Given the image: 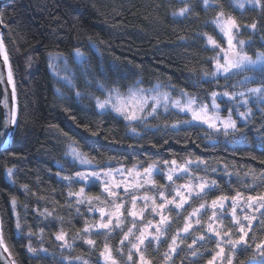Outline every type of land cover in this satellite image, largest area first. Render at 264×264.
I'll return each mask as SVG.
<instances>
[{
    "label": "trees",
    "instance_id": "obj_1",
    "mask_svg": "<svg viewBox=\"0 0 264 264\" xmlns=\"http://www.w3.org/2000/svg\"><path fill=\"white\" fill-rule=\"evenodd\" d=\"M186 5L190 13L173 15ZM220 12L237 21L247 54L264 52V9H239L230 0H209L207 7L203 0H5L0 5V39L12 72L17 114L9 144L0 149V232L14 264H83L85 260L101 264L105 243L122 260L116 235L102 230L81 235L83 227L96 218L89 210L93 203L84 199L77 203L69 192L84 188L85 195L104 196L97 182L84 184L72 177L78 167L66 155L69 145H78L98 168L156 165L154 188H144L148 194L164 191L169 197L172 184L187 179L216 181L203 198L193 195L183 209H169L170 227L162 243L147 244L145 255L152 264H165L169 239L181 228L190 208L237 192L243 197L264 194L261 100L250 103L252 115L247 122L237 121L240 131H230L228 136L197 123H184L183 115L173 110L157 111L143 123H130L93 105V97L101 94L97 85L124 89L133 83H157L201 100L212 91L264 86V68L237 71L227 78L209 77L214 50L204 37L219 38L211 19ZM253 23L255 30L247 26ZM73 49L83 54L78 63L72 58ZM52 52L67 59L70 85L51 75L47 57ZM172 161L188 162V172L166 181L163 164ZM8 169H12L11 176ZM45 209L52 215L41 214ZM207 213L202 212L200 224L189 234L180 235L185 239L183 243L178 240L174 264H205L215 252L217 240L204 229ZM255 216L248 246L237 248L233 264H264L255 249L264 240V219L259 212ZM223 218L224 230L231 228V238H238L229 219ZM61 231L67 233L71 248L56 239ZM201 235L204 241L198 240ZM85 238L94 239L95 247L86 244ZM194 239L197 243L189 249ZM29 245L36 251L29 252ZM226 250L231 253L229 247ZM192 251L197 252L195 257Z\"/></svg>",
    "mask_w": 264,
    "mask_h": 264
},
{
    "label": "snow or ice",
    "instance_id": "obj_2",
    "mask_svg": "<svg viewBox=\"0 0 264 264\" xmlns=\"http://www.w3.org/2000/svg\"><path fill=\"white\" fill-rule=\"evenodd\" d=\"M247 3L252 4L254 6H259L262 9H264V3H262V0H246ZM204 4L207 7L209 4V0H204ZM241 8L244 7V4L239 5ZM191 12V8L187 5L184 8L179 9L177 13H173V15H179V16H186L188 13ZM224 14L223 12L218 13L217 19L213 21L214 24L220 29V31L224 34V36L227 38V49L221 47L220 44L216 42L211 36H208V42L213 46V48H219L220 52L223 53L221 56L219 53L216 57H214V65H215V71L212 73L213 78H216L220 74H224L227 78V76L234 74V71H244L248 70L250 67L255 66L257 64L264 65V52H260L257 54L256 60H252L251 57L248 56V54L244 51L245 47V41L241 40L239 41L238 45L234 43V30L239 31V25L237 24V21L229 16L227 18H223ZM248 27L252 28L253 30L256 29L257 25L256 23H253L249 25ZM3 49V44L0 42V51ZM77 53L79 55V51L77 50ZM5 63L8 62V57L5 54L4 55ZM207 75V73L205 74ZM8 82L9 84L13 85V99H15V86L13 84V77L11 69H9L8 72ZM102 87V86H101ZM250 94L257 95L258 99H260L262 102H264V87L261 88H252L248 90ZM187 96V94H184ZM224 96H227L230 100H234L236 94H230L228 92L223 93ZM241 97H244V93H239ZM212 96V105L211 108L214 110L212 113L209 112V106L206 104H201L199 106L196 105V98L195 97H187L185 101L180 100H170V96L166 92H161L159 90V86H156L153 89H143V88H132L128 90L127 95L122 94L118 89H111L108 91V94L105 99L101 100L97 98L96 106L98 109L106 110L109 107L112 111L117 113L118 115L123 116V118L128 122H146L149 117H155L157 115V111L160 107H163L165 111L168 110V104L171 103L172 107H176L179 109L180 112H188L191 114L192 121H199L203 124H207L209 128H212L216 131H219V125L223 126V132L225 136L229 135V132H239L240 129L237 125V121L232 118V109H229L228 116L225 118H222L219 115L220 106L216 103V100L218 99V94L216 92L211 93ZM240 103H242L245 107L248 105L249 100L243 99ZM239 117L241 120L247 122L248 117L252 115L251 109H248L245 112H239L237 109ZM10 121L11 125L14 127L17 121V114L15 111V107H13V110L10 114ZM184 123H190V121H184ZM172 127H176L175 124L172 125ZM8 128V121H5L4 129L0 130V136H3L7 134L9 137H11L12 133L7 131ZM133 132H135V129H132ZM74 161H79L81 164H91L92 160L82 151L79 150V146H70V153H69ZM167 163V162H165ZM172 163L175 165L176 161H172ZM154 165H149L147 168L143 169V173H141L138 169L135 167L133 169H126V170H116L117 173L121 175L122 180L127 179V183L123 184L124 193L126 196H131V205L132 209L128 211V215L132 216L133 219V226L128 229L127 232L124 233L123 239L120 241L121 247L117 249V251L120 252L121 255H123V247L125 244V241H128L131 243V248L128 250L127 259L130 262V264H137V261L134 259V252L135 255L139 257V264H152V261L145 255L147 251V244L151 243L150 240H148V236L150 233L147 231H140L139 236L136 237L137 243H132L130 240V236L134 235V229L136 228L135 224V218L139 215L140 217L143 216L144 212L147 209V203L149 199H151L152 204L154 207L152 208V212L155 213L157 210V207L160 208L162 211L165 209L166 204H173L175 203L174 200H169L165 197V193L161 191L159 193L160 199L164 201V203L157 204L155 197H149L147 195L143 197H138L137 195L133 194L140 189H143L145 186V183L149 182V178H151L153 174ZM183 171L187 172L188 169L186 167L183 168ZM124 172H127V177H124ZM8 175H12V169H8ZM109 177L111 176L113 178V184L114 187L109 184V181L107 179H104L102 181L104 185V191L108 193V197L113 198L111 200L112 204V210L111 211H105L104 208L99 209H92L90 208V211L98 210L100 212V221L94 225L89 226L86 225L83 229V234L91 235L92 227H95L98 230H106L107 232H111L113 228H120L121 227V217L123 215V211L126 208L127 200L121 199L118 189L122 186L119 183H115V175L113 173V170L109 169L107 171L97 172V171H90L86 173L77 172L75 173V177L77 178V182L79 181H87L89 177H94L96 180H101V177ZM261 180H264V174L261 175ZM66 180H70L69 177H64ZM167 179L169 181L173 180V176L169 174L167 176ZM141 181H144V183H141ZM71 182V180H70ZM153 186H155V181H150ZM25 190H27V186H24ZM184 188H189L188 185L183 186ZM195 188H198L199 191L196 192V196L203 198V196H206L208 194V191H210L212 188L216 187V181H206L201 179L198 184L194 186ZM253 187H255L253 185ZM85 193V189L81 188L79 192H69V196H75L77 198V203L83 202V196ZM192 195V190L189 189L188 195L183 196L181 195V192L177 190V196L181 197L180 203H175V206L177 209H183L185 204L188 203L189 198ZM140 199H143L145 202V208L141 209L139 213H137L136 205ZM227 196H220L217 197L215 200L211 202V207L215 210L217 207L223 208L224 201L227 200ZM93 200H101V197H88V203L91 204ZM243 204H246L247 208L250 211L253 212H259L260 218L264 219V211H261L264 209V194H261L259 196H252L249 195L247 199L245 200L242 193L237 192L234 197H232V224L236 226L237 231L239 232V236L236 239L231 238L232 229L229 228L228 231H221L220 229L223 228V221H220V229L213 227L212 223H209L208 225V231L213 233L217 237V248L219 249V252L216 253V255L213 257L212 261H209V264H214V261L219 257L221 260L226 259L227 264H233V254L237 250V248L241 245L248 246V237L249 233L251 232L253 228V221L257 219L255 215H248L245 214L243 216V220L247 221V224L242 222L240 216L237 215V209L239 208L241 212L244 211ZM13 209H15L16 201L15 198L12 200ZM202 210H206L205 204H200L199 208H196L193 210V212L189 215V217H186V223L184 224V227L182 230H178L177 234L174 235L171 239V242L168 244V252L164 254V261L165 264H174V256L173 253L179 254L177 249L179 247V244L177 241L179 240V243H183L185 237L180 236V232L182 231L185 234H189L190 230L192 229L193 225L191 224L190 220L192 216H199L202 214ZM47 214L52 215V213L48 212L47 209L44 210V213L41 214ZM105 218H107V222H105ZM115 219V224H114ZM214 219H218L216 211H213L212 216L209 217L210 221H213ZM169 218L161 215L160 217V224L156 226V235L152 237L157 242V245L162 243L161 236L166 235L168 227H170L169 224ZM197 224H200V220H196ZM17 229H20V224L17 222L16 225ZM148 227H152V223L149 222ZM31 234V233H30ZM101 234L99 231H97V235ZM224 237H228L229 239L225 240ZM56 239L62 242V246L71 248V244L67 241V233L61 231L59 234L56 235ZM210 239V237H209ZM199 241H204L205 236L201 235L198 237ZM147 241V243H146ZM84 242L93 248L96 245V241L91 238H85ZM197 243V240L194 239L191 244H188L187 247L189 249L193 248V245ZM223 244H228L229 248L231 250V253L226 252L225 248L223 247ZM143 245V247H141ZM0 246L4 247V251H8L7 247L4 245L3 241V234L0 232ZM256 253L264 257V240L257 243L255 245ZM29 252H35L36 250L29 245L28 247ZM42 251H47L46 249H42ZM102 257L105 258L106 264H118L117 259L113 255V249L109 246L108 243L104 244V250L100 253ZM191 255L195 257L197 255L196 251H192ZM76 259H81L80 257H77ZM83 264H88V261H83Z\"/></svg>",
    "mask_w": 264,
    "mask_h": 264
},
{
    "label": "rangeland",
    "instance_id": "obj_3",
    "mask_svg": "<svg viewBox=\"0 0 264 264\" xmlns=\"http://www.w3.org/2000/svg\"><path fill=\"white\" fill-rule=\"evenodd\" d=\"M204 1V0H203ZM232 5L236 8H239L241 9V7L239 6L240 4H244V7L246 6H254L252 4H249L246 2V0H230ZM3 3V2H2ZM243 7V8H244ZM255 7H258V6H255ZM181 9V8H180ZM179 11L176 10L174 13H177ZM217 15L218 13L211 19V23L212 25L214 26L215 30H216V33L218 34V39L212 37L214 40H216V42L218 44L221 45V47L227 49L228 45H227V38L224 36V34L220 31V29L216 26V24L213 23V21H215L217 19ZM229 16H225L223 18H227ZM249 26V25H247ZM250 28V27H248ZM252 30V28H250ZM239 31H240V27H239ZM239 31H235L234 30V43H236L238 45L239 41L243 40L245 41L246 43V40L245 39H241L239 36H238V32ZM208 36H205L204 39H205V42L208 46H210L213 50H214V57L217 56V54L219 53L221 56L223 55V53L220 52V49L219 48H213V46L211 44H209L208 42V39H207ZM79 51V50H78ZM259 52H256L254 53L253 55H249V57H251L252 60H256L257 58V54ZM213 57V58H214ZM72 58L74 61H76L77 63L80 62L83 58V54L81 53V51H79V55L77 53V49H73L72 50ZM47 65H48V69L51 73V75L53 76V78L59 82V83H64L66 85H70L71 84V79H70V68L68 66V62H67V59L65 58V56H63L62 54L60 53H56V52H52V53H49L48 54V57H47ZM250 68H264V65L262 64H257L255 66H252ZM215 71V65H214V59L212 61V71L209 75V77H213L212 76V73ZM234 72H237V71H234ZM218 76H225L224 74H220ZM156 86H159V90L161 92H166L169 94L170 96V100H180V101H185L187 99V97H194L184 91H171L167 88H164L162 87L160 84H157V83H154V84H151V85H148V86H143V85H140L138 83H133L129 86H127L126 88L124 89H118V88H115V87H105V86H102L101 85H97L99 91L101 92L100 95L98 96H94L93 97V105L94 107L97 109V110H100L101 109H98L97 106H96V103H97V98L103 100L106 98L107 94H108V91L111 90V89H118L122 94L124 95H127L128 93V90L129 89H132V88H143V89H153L155 88ZM261 87H264V86H260V85H253V86H248V87H245V88H240L238 90H235V91H212L211 93L213 92H216L218 94V99L216 100V103L219 104L220 106V110H219V115L222 117V118H225L228 116V113H229V109L231 108L233 111H232V118L235 119L236 121H243L241 120V118L239 117V114H238V111L237 109L239 110V112H245L247 111L248 109H250V103H255L257 101H259L260 99H258V94L257 95H253V94H250L249 93V89H252V88H261ZM225 92H228L230 94H236L235 96V99L234 100H230L227 96H224L223 93ZM211 93L208 95L207 99L205 100H201V99H197L196 97V105L199 106L201 104H206L209 106V112L212 113L214 110L211 108V105H212V96H211ZM239 93H244L245 96L244 97H241L239 95ZM184 94H187V96H185ZM248 99L249 100V103L248 105L245 107L242 103H240L243 99ZM106 110H109L111 112H113L114 114H116L117 116L121 117L122 119L123 116L121 115H118L117 113H115L114 111L111 110V108L109 107L108 109ZM168 110H173L181 115H183V118H182V122L184 121H190V123H197V124H200V125H203L204 127H206L207 129L213 131V132H218L212 128H209L207 124H203L199 121H192V117H191V114L188 113V112H180L178 108L176 107H172L171 103L169 102L168 104ZM158 111H162L164 112V108L163 107H160L158 109ZM125 120V119H124ZM126 121V120H125ZM219 131H223V126L222 125H219ZM70 146L72 145H69L67 146V149H66V155L67 157L76 164V166L78 167V170L75 172H82V173H86V172H90V171H97V172H102V171H107L109 169L113 170V173L115 175V183H119L121 184L122 186L118 189L119 191V194H120V198L121 199H126L127 200V205H126V208L124 209L123 211V215L121 217V227L120 228H113V230L111 232H107L106 230H102V231H105L108 235H116L118 237V240H117V247L120 248L121 245H120V241L123 239L124 237V233L128 231L129 228H131L133 226V217L132 216H129L128 215V211L132 209V205H131V196H126V194L124 193V188H123V184H126L128 181L127 179H123L121 178V175L119 173L116 172V170H126V169H133L134 167L136 169H138L141 173H143V169L144 168H147L148 166L146 167H142V168H139V167H136V166H132V167H129V168H125V167H105V168H98L96 167L94 164H81L79 163V161H74L72 156L69 154L70 153ZM150 165H153V164H150ZM187 165H188V162L186 163H183V164H178L176 163L175 165L170 162V163H164L163 164V168H162V172H163V175H164V178L166 181H169L167 179V176L169 174H171L173 177L176 176V175H179V174H183V173H186L185 171H183V168L186 167L187 168ZM154 169H153V173L155 171H158V167L156 165H154ZM188 169V168H187ZM188 172V171H187ZM75 173L72 175L73 178L77 179L75 177ZM127 172H124V177H127ZM104 179H107L109 181V184L111 186L114 187V184H113V178L111 176L109 177H101V180H96L94 177H89V179L87 181H81L82 183L86 184L90 181H95L98 183L99 185V188H100V191H101V194L104 196L103 198H101V200L97 201V200H93V207L92 209H99V208H104L105 211H111L112 210V204H111V200L113 198L111 197H108V193L105 192L103 189H104V185L102 183V181ZM151 180H153V174L151 176V178H149V182L145 183V186L144 188L146 187H153V185L151 184ZM200 182V180H196V181H192L191 179H187L186 182H182V183H179V184H172V188H171V194L169 197H167L165 195V197L169 200H174L175 203H180L181 201V197L180 196H177V190H179L181 192V195L183 196H186L188 195V191L189 189L192 190V195H196V192L199 191L198 188H195L194 186L196 184H198ZM141 183H144V181H141ZM185 185H188L189 188H184L183 186ZM144 188L143 189H140L139 191L133 193L135 195H137L138 197H143L145 195L149 196V197H155L156 199V203L157 204H161V203H164L163 200L160 199V196H159V192L156 193V195H153V194H148V193H145L144 192ZM154 188V187H153ZM152 188V189H153ZM81 189V188H80ZM80 189L78 190V192L80 191ZM164 192V191H163ZM88 197H96V196H89V195H85L84 193V196H83V199L85 201H88ZM234 197V196H233ZM76 198V197H75ZM190 199V198H189ZM244 199L246 200L247 197H244ZM77 200V198H76ZM212 202V201H211ZM211 202L209 204L206 205V210L208 211L207 213V216L205 217L206 220L204 221V229L207 233L213 235V233L209 232L208 231V225L209 223H212L213 227L215 228H218L220 229V221L222 220L223 221V217H227L230 221V224L235 228V231L238 233L239 235V232L237 231V228L236 226H234L232 224V197L228 198L227 200L224 201V206L223 208H220V207H217L215 210L211 207ZM175 203L173 204H166L165 206V209L162 211L160 208L157 207V210L155 213L152 212V208L154 207V205L152 204V201L151 199H149L148 203H147V209L146 211L144 212L143 216L140 217L139 215L135 218V224H136V228L134 229V235L130 236V240L132 243H137L136 241V237L139 236L140 234V231L144 230V231H147L148 233H150V235L148 236V240H150L151 242H156L154 239H152V237H154L156 235V226L160 224V217L161 215H164L166 217L169 218V209H174L176 211H179L181 209H177L176 206H175ZM242 205H243V208H244V211L241 212L240 209L238 208L237 209V215L240 216L241 220L243 223H245V225L247 224V221H244L243 220V216L245 214H248V215H255L256 212H253V211H250L246 204H243V202H241ZM187 204H185L186 206ZM184 206V207H185ZM200 206V205H199ZM199 206H196V207H193V208H190V210H188L187 214L183 217V223H182V226L180 229L178 230H182L183 227H184V224L186 223V220L185 218L186 217H189V215L193 212L194 209L196 208H199ZM145 208V202L143 199H140L136 205V211L137 213L140 212L141 209H144ZM205 211V210H202V212ZM213 211H216V214H217V217L218 219H214L213 221H210L209 220V217L212 216V213ZM12 212H13V216L16 218V214L14 213V209H13V204H12ZM93 214H94V217L96 216V218H93L92 221H90L87 225L89 226H94L96 225L99 221H100V212L98 210H94V211H91ZM200 216V215H199ZM199 216H192L191 217V224L194 226V225H198L196 223V220L199 219ZM169 221H170V218H169ZM168 221V222H169ZM105 222H107V218H105ZM149 222L152 223V227H148L149 225ZM114 224H115V219H114ZM85 227V226H84ZM83 227V229H84ZM95 230H98L96 229L95 227H92V231H95ZM174 231L172 236L170 237L169 239V243L171 242V239L174 235L177 234V231ZM222 232L225 231L224 230V225H223V228L220 229ZM83 232V230H82ZM185 233H183L182 231L180 232V235H184ZM85 236L88 235V234H84ZM164 236V235H163ZM163 236H161V238H163ZM216 240H217V237L215 235H213ZM225 240L229 239L228 237H224ZM147 242V241H146ZM178 243V241H177ZM124 247L126 249L123 250V255L120 254L119 251H117V253L119 254V256L121 257V261L115 257L118 261V264H130V262L128 261L127 259V254H128V250L131 248V243H129L128 241H125V244H124ZM143 247V245L141 246ZM223 247L225 248H228L229 245L228 244H223ZM104 250V247L102 248V251ZM101 251V252H102ZM219 252V249L216 247V250L215 252L212 254L211 258L205 263V264H209V261H212L213 260V257L216 255V253ZM227 252V250H226ZM114 255V254H113ZM99 259H100V262L101 264H106V261H105V258L102 257L101 255L99 256ZM134 259L137 261V264H139V257L135 255V252H134ZM214 264H227V260L224 259V260H221L219 257L214 261Z\"/></svg>",
    "mask_w": 264,
    "mask_h": 264
},
{
    "label": "water",
    "instance_id": "obj_4",
    "mask_svg": "<svg viewBox=\"0 0 264 264\" xmlns=\"http://www.w3.org/2000/svg\"><path fill=\"white\" fill-rule=\"evenodd\" d=\"M2 2H4V0H0V4ZM11 111H12V104L9 94V88L0 64V130L4 129L5 121H8L7 131L9 130V126L11 122L10 121ZM6 137L7 134L0 136V145L4 144V142L6 141ZM0 264H10L1 246H0Z\"/></svg>",
    "mask_w": 264,
    "mask_h": 264
},
{
    "label": "bare ground",
    "instance_id": "obj_5",
    "mask_svg": "<svg viewBox=\"0 0 264 264\" xmlns=\"http://www.w3.org/2000/svg\"><path fill=\"white\" fill-rule=\"evenodd\" d=\"M5 1V0H4ZM2 4V3H1ZM0 4V5H1ZM1 22H0V34H1V31H2V27H1ZM0 42H1V39H0ZM4 55H5V51H4V48L2 49V51H0V64H1V67H2V70H3V73L5 75V78H6V82H7V85H8V88H9V94H10V99H11V104H12V110H13V107H15V102H14V99H13V85L12 84H9L8 82V72H9V66H8V62L7 64L5 63V60H4ZM12 129H13V126L11 125V122H10V126H9V132H12ZM9 139L10 137L7 135L6 137V141L4 142V144H1L0 145V149L4 148L5 146H7L9 144ZM2 247V246H1ZM3 251H4V247H2ZM6 257H7V260L10 264H14L12 258L10 257V255L8 254L7 251H4Z\"/></svg>",
    "mask_w": 264,
    "mask_h": 264
}]
</instances>
